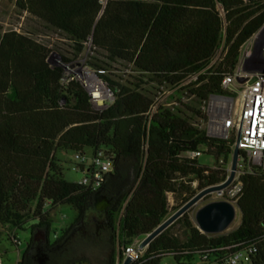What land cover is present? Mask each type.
Returning <instances> with one entry per match:
<instances>
[{"label": "trees", "instance_id": "obj_1", "mask_svg": "<svg viewBox=\"0 0 264 264\" xmlns=\"http://www.w3.org/2000/svg\"><path fill=\"white\" fill-rule=\"evenodd\" d=\"M16 6L66 39L72 58L92 41L88 64L115 99L96 111L80 85L61 87L62 69L51 66V49L25 33L0 31V238L30 229L17 264H38L29 254L37 238L50 247L39 251L42 264H88L76 254L91 244L107 247L109 264H117L127 246L168 219L169 196L178 211L228 178L226 167L183 156L204 152L229 163L232 142L199 129L206 120L202 107L222 93L244 47L264 28V0H16ZM117 65L131 66V74ZM165 92H172L166 101L173 103L151 114ZM183 92L194 103L183 102ZM87 150H104L113 161V172L97 190L66 181L57 158L58 151ZM241 182L242 222L235 231L203 234L185 214L176 221L183 219L189 230L185 242L170 227L139 264H161L168 256L175 264H196V257L203 264L205 255L230 257L250 247L257 248L251 264H264V167ZM60 205L71 206L77 217L51 240L46 208ZM92 211L101 214L92 219L93 230ZM82 227L85 234L78 233Z\"/></svg>", "mask_w": 264, "mask_h": 264}, {"label": "built area", "instance_id": "obj_2", "mask_svg": "<svg viewBox=\"0 0 264 264\" xmlns=\"http://www.w3.org/2000/svg\"><path fill=\"white\" fill-rule=\"evenodd\" d=\"M91 49H93L92 41H89L83 53L84 58L81 54L65 62L62 57L55 54L56 59L52 60L50 55L49 62L52 67L62 69L60 85L63 89L71 84L80 85L89 95L94 109L102 112L114 102L115 97L112 89L101 79L99 73L86 62L92 54ZM238 80L245 82L240 83ZM165 93L156 99L151 114L163 105ZM202 111L206 120L199 121V129H203L209 138L220 139L228 144L232 142L229 163L226 164L225 160L221 159L213 169L226 167L229 176L235 148L237 147L240 152L235 179L227 188L230 190L229 201H226L236 208L242 190L241 177L256 167H264V41L251 40L244 47L236 70L223 81L222 93L210 95L204 102ZM201 155L202 152H189L183 158L195 160ZM75 158L81 161L80 166L84 167L83 170H80V166L75 168L84 174V178L79 182L82 186L97 190L105 177L113 172V161L104 150L92 153L90 158L86 153H76ZM14 240L20 245L17 239ZM141 243L142 240L137 239L127 246L120 264H123L127 258L131 259V264H139L144 254L140 249ZM256 253L257 248L250 247L230 257L214 258L205 255L203 264H251Z\"/></svg>", "mask_w": 264, "mask_h": 264}, {"label": "rangeland", "instance_id": "obj_3", "mask_svg": "<svg viewBox=\"0 0 264 264\" xmlns=\"http://www.w3.org/2000/svg\"><path fill=\"white\" fill-rule=\"evenodd\" d=\"M18 31L21 33H25L34 37L38 42L46 45L49 49H51V59H56V55L60 57H66L71 59V50L68 47V42L66 39L56 35L53 31L46 28V26L37 21L35 18L27 15L24 12H21L16 6V0H0V31ZM259 42L264 41V34L262 36L257 37V35L252 39L253 41L257 40ZM221 56V51L217 54L215 61H217ZM84 58V54L82 56ZM88 63V60L86 61ZM258 62V61H257ZM117 69L123 71V73L128 76L131 74V66H116ZM122 73V74H123ZM115 75H121V73H117L113 71ZM170 93L166 92L165 97L163 98L162 104L164 105L166 102L172 104L171 101L168 100V96ZM179 98H183V102H193L187 92H183L181 95H178ZM92 155L91 150L86 151V156L90 158ZM76 153L72 151H58L57 158L61 161L63 176L64 179L68 182L79 183L83 178L84 174L80 171L75 170L76 167L81 165V161L76 160ZM200 165L215 168L214 166L217 164V160L204 152H202L201 157L198 159ZM231 172V167H229V175ZM229 191L225 190L223 193H211L204 197L201 201L198 202L190 211L186 213L190 223L197 227L196 223V214L197 212L205 207L208 204L220 201H229ZM170 203V218L177 211H174V208L178 206L174 197L169 196ZM236 209V217L232 225L221 235H227L235 231L242 222V214L238 207ZM47 212H50V217L52 219V227H51V235L50 239L52 240L55 236L61 235L63 230L72 225L75 222L77 217L76 211L69 205H60L56 209L52 210L51 207L46 208ZM101 218V214L97 211H92L89 214L88 224L90 228L93 230L94 225L92 223V219ZM1 228V227H0ZM12 232L20 241L21 245L16 246L13 244L12 237H9ZM169 233L174 237L179 239L181 243H184L186 238L189 235V230L186 227L184 220L182 219L179 222H175L173 226L169 229ZM217 236V235H211ZM31 238V232L28 228L25 231H5L3 236L0 238V257L3 264H17L18 258L20 259L25 252V248L27 246L28 241ZM13 241V242H12ZM77 256H84L88 264H109L110 256L108 248L105 246H96L91 244L89 247L83 248L79 250L76 254ZM196 264H201L199 257H196ZM161 264H175V261L172 256H168L164 258ZM242 264V263H240Z\"/></svg>", "mask_w": 264, "mask_h": 264}, {"label": "water", "instance_id": "obj_4", "mask_svg": "<svg viewBox=\"0 0 264 264\" xmlns=\"http://www.w3.org/2000/svg\"><path fill=\"white\" fill-rule=\"evenodd\" d=\"M264 34V28L257 34V37ZM258 40V39H257ZM240 83L245 82V80H238ZM240 157V152L236 147L233 153L231 162V172L228 178L221 185L208 188L200 193H198L192 200H190L186 205H184L180 210H178L174 215L168 218L158 229H156L152 234L148 235L140 244V249L145 251L146 248L154 241L158 236H160L164 231L170 228L178 219L183 217L188 211H190L195 205L198 204L204 197L211 193H221L227 189L234 181L238 159ZM239 208V206L237 205ZM236 217V209L233 204L220 201L214 202L206 205L200 209L196 214L197 228L206 235H221L232 225ZM42 262V261H41ZM122 262V257H118V263ZM123 264H131V259L127 258Z\"/></svg>", "mask_w": 264, "mask_h": 264}, {"label": "flooded vegetation", "instance_id": "obj_5", "mask_svg": "<svg viewBox=\"0 0 264 264\" xmlns=\"http://www.w3.org/2000/svg\"><path fill=\"white\" fill-rule=\"evenodd\" d=\"M101 209H106V204H102ZM78 233H82L85 234L84 229L82 227V230ZM76 234H72V236L68 237L65 242L69 241L71 238L75 237ZM45 242V240H44ZM43 241H41L40 239H35L33 245H31L30 247V255H33V260L38 263V264H42V260L39 254V251H43V252H48V249L50 248L49 246H47V244H45Z\"/></svg>", "mask_w": 264, "mask_h": 264}, {"label": "crops", "instance_id": "obj_6", "mask_svg": "<svg viewBox=\"0 0 264 264\" xmlns=\"http://www.w3.org/2000/svg\"><path fill=\"white\" fill-rule=\"evenodd\" d=\"M10 237H12V239H13V244L14 245H16V246H19V245H17L16 243H15V240L14 239H17V237L14 235V233L12 232V234L10 235ZM18 240V239H17ZM19 241V240H18ZM19 243H20V241H19ZM20 245H21V243H20ZM21 259V258H20ZM20 259L18 258V260H17V263L20 261ZM0 264H3V262H2V260H1V257H0Z\"/></svg>", "mask_w": 264, "mask_h": 264}]
</instances>
